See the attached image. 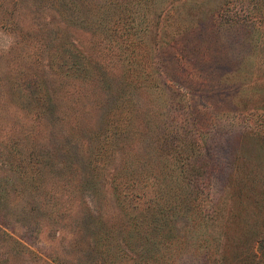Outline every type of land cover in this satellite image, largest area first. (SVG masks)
Masks as SVG:
<instances>
[{"label":"rangeland","instance_id":"374dc122","mask_svg":"<svg viewBox=\"0 0 264 264\" xmlns=\"http://www.w3.org/2000/svg\"><path fill=\"white\" fill-rule=\"evenodd\" d=\"M247 3L0 0V264H264Z\"/></svg>","mask_w":264,"mask_h":264},{"label":"trees","instance_id":"16d2710c","mask_svg":"<svg viewBox=\"0 0 264 264\" xmlns=\"http://www.w3.org/2000/svg\"><path fill=\"white\" fill-rule=\"evenodd\" d=\"M247 2H250V4L247 3L245 6V14L248 13L247 15L234 13L229 18H226L225 21L230 27L241 29L240 31L243 33L241 36L242 39L248 42L250 48H253L258 44L254 39V33L258 30L255 22H258V25L262 24V13L258 0H247ZM226 9L227 6L220 8V16L223 15Z\"/></svg>","mask_w":264,"mask_h":264}]
</instances>
